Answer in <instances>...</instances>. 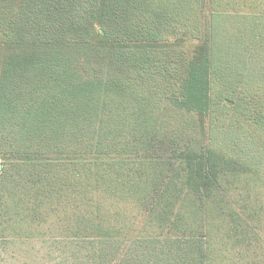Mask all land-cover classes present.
<instances>
[{
	"label": "trees",
	"instance_id": "trees-1",
	"mask_svg": "<svg viewBox=\"0 0 264 264\" xmlns=\"http://www.w3.org/2000/svg\"><path fill=\"white\" fill-rule=\"evenodd\" d=\"M205 1L0 0V264H13L8 249L25 245L56 201L75 188L81 160L104 152L115 113L131 94L130 83H138L137 78L154 66L148 60L145 71L138 73L124 65L142 63L140 57L110 59L119 38L173 46L199 42V57L205 54L200 66L209 69L201 120L205 123L209 117L219 129L228 118L222 115L229 113L230 128L243 127L252 105L264 99V88H252L260 84L253 82L251 65L241 63L251 26L241 24L223 41V13L240 2L209 0L206 13ZM256 8H264V0H247L240 10L257 12ZM58 58L63 70L54 73ZM161 68L167 70V65ZM236 76L251 90L243 91L246 87L236 84ZM184 86L182 82L183 99L191 93ZM241 101L242 107L249 106L236 115ZM142 121H137V129ZM256 124L264 125L261 120ZM238 128V137L246 140ZM178 141L159 131L138 133L130 143L132 159L117 162L108 187L117 205L116 228L94 224L89 227L91 238L70 233L65 239L89 238L86 241L101 244L102 250H92V257L97 255L94 264H109L138 221L141 227L133 232L145 234L144 241H163L167 252L173 250L170 244L183 242V259L175 264H224L231 250L247 242L249 216L241 218L242 208L233 204L228 192L248 186L245 173L250 164L245 167L242 154L233 155L225 145L215 154L203 150L195 155ZM259 152L263 154L264 147ZM179 161L187 168L182 195L174 186ZM12 219L24 231L6 236L1 226L6 228ZM76 226L85 232V223ZM117 259L116 264L123 263Z\"/></svg>",
	"mask_w": 264,
	"mask_h": 264
},
{
	"label": "rangeland",
	"instance_id": "rangeland-1",
	"mask_svg": "<svg viewBox=\"0 0 264 264\" xmlns=\"http://www.w3.org/2000/svg\"><path fill=\"white\" fill-rule=\"evenodd\" d=\"M206 1L204 7L205 12L208 13L209 0ZM239 2L236 7L234 5L229 9L230 11L223 13V25L227 31L223 34V41L229 37L228 33H234L235 28L241 24L251 26L252 37L249 35L247 38L246 47L248 48L244 49L246 53L243 52L241 63L251 65L253 82L260 84L252 88L261 90L264 88V8L260 10L256 8L257 12L242 11L241 5L247 0H239ZM255 25L258 29L254 28L255 31H252ZM119 39L122 40L114 49L110 59L124 62L122 58L125 54L136 55L143 60L142 63L128 61L124 66L129 68L128 71L137 70L138 73L140 70L145 71L149 64L148 60H153L154 66L147 70L142 78H137L138 83H130L131 94L115 113L114 131L106 143L104 152L91 157L86 156L81 160L75 179V188L62 200L56 201V208L49 211L50 213L37 227L35 235L26 240L25 245L8 249L10 262L13 264H20L22 261H26L27 264H94L97 255L92 257L94 254L92 250L93 248L101 249V244L86 241L89 238L79 242L65 238L69 237L70 233L91 238L89 227L94 224L116 228L114 213L117 211V205L108 191L109 184L115 175L116 164L121 160L132 159L130 143L138 133L153 134L159 131L176 138L182 147L185 144L188 151L195 155L203 150L215 154L217 147L223 150L225 145L231 148L230 153L233 155L239 157L242 154V158L248 162L243 163L245 167L250 164L245 173V178L251 181L248 186L240 187L238 191L233 190L234 187L228 192V197L232 198L233 204L236 201L241 206L244 213L241 218L245 219L247 215L249 216L246 221L249 227L247 242L231 250V253H228L221 262L264 264V152L263 154L259 152V149L263 150L264 147V125L256 128L257 120L264 123V99L252 105L251 115L243 121V127L239 126L241 134L244 133L247 137L246 140L238 137L240 136L239 132H236L238 127L230 128L229 113L227 115L220 114L221 111L218 113L229 118L221 121L223 123L219 125V129L211 124L209 117L203 123L200 111L203 110L204 99L208 98L209 69L208 65L200 66V60L203 56L205 57V54L199 57V42L187 40L180 46H173L165 42L156 44L146 42L139 37L129 36ZM63 55L67 54L63 52ZM57 60L58 64L54 65V73L63 70L58 67L61 65L59 64L61 59ZM164 65H167V70L163 71L161 67ZM114 67L117 68V66ZM165 72L170 76L165 75ZM235 80L237 85H245L246 88L243 91L251 90L248 82H240L238 76ZM182 82L185 89L191 91L190 94L184 95V99L181 92ZM186 90L184 93H187ZM260 92H264V89ZM247 95L250 96V94ZM238 105L240 107L236 115L240 111H246L249 106L245 103L242 107V101ZM141 118L143 121L137 129V121ZM213 142H216L218 146H215ZM252 155L256 158L254 161L252 157L257 167L254 166L251 172ZM174 173V186L177 193L182 195L187 188V168L184 161L176 163ZM3 191L6 196V191ZM236 211H238L237 208ZM80 221L85 223V232L76 226ZM133 223L134 228L139 230L141 224L138 221ZM1 228L6 236H15L16 233L24 231L17 228V222L13 219L8 222L6 228L2 226ZM134 228L129 230V236L121 242L117 255L113 259L109 255L112 260L108 261L109 264L118 263L117 258L123 259L122 264H175L179 262L177 260L180 257L184 256L183 242L170 244L169 246L173 249L170 252L161 247L163 241H144L146 237L143 233L144 237L133 242L134 237L142 235H137ZM102 252L106 254V248Z\"/></svg>",
	"mask_w": 264,
	"mask_h": 264
}]
</instances>
